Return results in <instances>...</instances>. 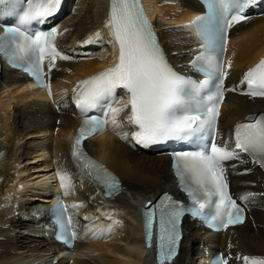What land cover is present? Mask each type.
<instances>
[{
	"label": "bare ground",
	"instance_id": "bare-ground-1",
	"mask_svg": "<svg viewBox=\"0 0 264 264\" xmlns=\"http://www.w3.org/2000/svg\"><path fill=\"white\" fill-rule=\"evenodd\" d=\"M74 1L62 0L63 16ZM109 2L83 0L72 17L55 22L60 54L69 59L57 58L51 71L50 58L45 60L51 95L48 88L29 91L19 72L4 68L0 75V264H155L154 251L145 248L137 222L147 201L175 190L170 157L164 152H143L131 139L135 126L128 120L129 108L116 118L118 128L114 129L110 112L109 131L86 142L89 152L119 176L120 193L105 198L101 187L72 157L73 136L80 125L75 112L77 86L118 61V47L105 27ZM144 2L150 16L157 17L154 25L170 64L186 69L195 44L193 26L187 25L202 13L201 5L197 0H155L154 9L151 1ZM231 36L227 48L232 67H226L228 97L218 126L219 143H231L235 126L264 108V99L241 94L243 75L264 58V14L233 25ZM125 104L120 99L114 107ZM124 134L128 140L121 139ZM45 147L50 156L42 153ZM241 157L225 168L238 199L254 194L248 203L239 199L248 212L246 222L219 234H208L192 222L172 264H200L217 251L225 253L228 264H244L243 257L264 258V169ZM31 163L40 166L31 167ZM38 169L43 175L34 174L31 180L29 172ZM21 174L28 176L18 178ZM58 194L65 197L77 235L73 250L52 236L49 208ZM30 247L49 253L38 256L29 252ZM56 247L59 252H50Z\"/></svg>",
	"mask_w": 264,
	"mask_h": 264
},
{
	"label": "snow or ice",
	"instance_id": "snow-or-ice-1",
	"mask_svg": "<svg viewBox=\"0 0 264 264\" xmlns=\"http://www.w3.org/2000/svg\"><path fill=\"white\" fill-rule=\"evenodd\" d=\"M207 15L198 17L192 24L197 27L204 42V53L197 55L193 68L217 77L214 94L192 103L195 82L177 73L168 63L165 54L143 13L139 0H111L110 15L105 27L119 46V57L114 67L82 81L77 87L75 104L82 113L96 107L107 108L112 113L113 127L118 128L116 118L130 109L128 120L135 126L131 139L138 145L148 147L172 138H194L204 141L219 135L217 125L220 106L224 101L223 53L226 51V34L234 24L246 19L243 12L254 0H205ZM61 0H36L22 23L42 20L55 15ZM57 31L26 34L19 28L6 27L0 35V55L5 56L13 67L21 63L51 95V85L44 81V62L50 57L49 71L55 67L57 58L69 59L57 52L53 43ZM99 38L100 34L97 33ZM232 67V62H227ZM251 97H264V60L248 70L241 79ZM117 89L124 90L127 104L122 108L112 105L119 102ZM235 91V89H232ZM108 123L86 119L79 129L73 146V157L79 167L90 169V175L109 193L119 188V183L102 166L96 164L83 151L82 142L96 135ZM234 140L217 144L214 140L204 143L199 151L184 152L175 157V175L183 190L191 198L190 210L173 201L168 194L148 208L145 213V230L148 246H152L153 226L158 235V264H171L180 239L179 223L186 211L192 216L218 222L227 229L230 225L244 222V207L229 192L225 161L240 160L247 154L253 163L264 168V114L249 117L233 130ZM122 140H128L124 134ZM231 139V137H230ZM61 181L65 177L61 176ZM254 198L248 193L239 197L244 203ZM211 205L210 214L205 209ZM74 207H78L74 205ZM75 236V233L72 234ZM244 264H264V258L243 257ZM221 264H227L222 260Z\"/></svg>",
	"mask_w": 264,
	"mask_h": 264
},
{
	"label": "rangeland",
	"instance_id": "rangeland-1",
	"mask_svg": "<svg viewBox=\"0 0 264 264\" xmlns=\"http://www.w3.org/2000/svg\"><path fill=\"white\" fill-rule=\"evenodd\" d=\"M76 2V4H74ZM79 2V3H78ZM83 2V0H76V1H74L72 4H74V6L72 7V9H71V11L69 12V14L68 15H65L64 17H63V19H65L66 17H67V19H69L70 17H72L73 15H74V13H75V8L77 7V3L78 4H81ZM79 6V5H78ZM80 8H81V6H80ZM62 19V20H63ZM91 53H94V51H91ZM96 53H98V51L96 52ZM40 163L41 164H43V166L44 167H46V165L44 164V161H40ZM40 166V165H38V164H30V166ZM22 165H20L19 167H18V169L19 170H22L23 169V167H21ZM31 166V167H32ZM40 168V167H39ZM42 169V168H41ZM44 170V169H43ZM45 171V170H44ZM34 174H36L37 175V177H39V176H41V175H43V172H41V170H37L36 172H34V171H31V172H29V178H31V176H33ZM41 174V175H40ZM26 176H28V174H25V176H23V174H21L20 176H18V178H21V177H26ZM29 178H28V181H29ZM31 180H33V178H31ZM32 182V181H31ZM27 190H31V188H27ZM41 198H38V200L39 201H41L40 200Z\"/></svg>",
	"mask_w": 264,
	"mask_h": 264
}]
</instances>
